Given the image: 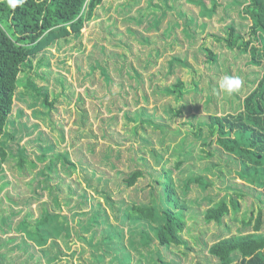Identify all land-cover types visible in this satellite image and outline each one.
Wrapping results in <instances>:
<instances>
[{
  "label": "rangeland",
  "instance_id": "374dc122",
  "mask_svg": "<svg viewBox=\"0 0 264 264\" xmlns=\"http://www.w3.org/2000/svg\"><path fill=\"white\" fill-rule=\"evenodd\" d=\"M203 1L210 6V0ZM218 3L209 15L201 11L198 0H104L79 34L57 40L30 57L32 68H24L20 80L33 79L52 106L42 103L43 94L32 95L23 84L18 86L5 141L10 146L23 145L39 168L51 156L68 152L76 171L70 177L62 171L50 174L52 184L60 183L62 207L58 210L47 190L37 187L35 191L36 181L32 185L29 178L19 177L5 165L0 176V264H52L48 259L58 254V248L65 255L56 264H96L99 234L92 240L91 231L83 230L80 233L86 239L79 238L75 221L85 224L98 208L121 228V242L132 264H218L208 247L220 237L251 232L252 226L242 225V220L251 213L255 218L259 210L264 232L262 189L239 177V166L220 152L206 129L201 137L192 133L208 114L238 113L264 71V63H253L250 52L229 49L216 39L226 37L228 25L247 39L250 20L241 13L243 0ZM153 22L157 25L149 27ZM203 47L217 55L214 62L207 61ZM41 57L44 62L37 66ZM224 75L241 77L242 90L232 96L222 92L218 82ZM177 78L188 90L180 102L163 92ZM180 104L187 107L179 116L172 115L169 107ZM50 143L48 158L37 161L42 147ZM9 157L14 163L15 156L10 153ZM136 169L144 175L134 186H126L123 180ZM165 170L187 205L185 244L168 248L154 238V223L124 217V210L133 203L156 201L161 206L163 188L158 185L154 190L150 182ZM192 176L210 184L203 188L190 182L184 188ZM67 185L75 195H69ZM84 190L86 206L72 212L65 198L75 204ZM235 194L242 195L237 213L224 216L221 224L204 221L209 206ZM44 201L53 212L72 218L69 248L54 236L45 247L37 245L26 228L18 226L29 210L33 222ZM144 233L149 235L146 245ZM55 242L60 247L52 245ZM110 260L106 255L104 264H113Z\"/></svg>",
  "mask_w": 264,
  "mask_h": 264
},
{
  "label": "trees",
  "instance_id": "16d2710c",
  "mask_svg": "<svg viewBox=\"0 0 264 264\" xmlns=\"http://www.w3.org/2000/svg\"><path fill=\"white\" fill-rule=\"evenodd\" d=\"M103 1L25 0L22 6L18 5L13 10L9 7L7 0H0V176L4 175L6 165L11 172H17L19 177L29 178V183L32 185L36 181L35 191L37 187L47 190L53 206L58 210L62 207V201L59 199L60 183L52 184L51 181L54 178L50 174L62 171L70 177L76 171V165L70 153H57L48 158L46 151L52 148V144H47L42 147L40 155L36 156L39 162H44L48 158L47 163L39 168L37 162L29 158V153L23 145L7 144L6 126L13 110L16 89L21 84L32 95L43 94L42 103L52 106L47 93H42L31 78H27L23 83L19 77L20 73L24 68H32L30 57L51 47L57 40L79 34L84 24L92 20L95 10ZM209 2L210 6L207 7L203 0H198L201 11L211 15L219 3L218 0ZM241 13L250 20L247 39L235 33L233 25L227 26L226 37L216 39L224 41L229 49L237 47L240 52H250L251 61L260 65L264 63V0H243ZM156 25L157 23L153 22L149 27ZM143 40L147 41L146 38ZM202 49L206 53L208 62H214L217 59V55L210 49L206 47ZM43 60V57L39 58L37 66H40ZM102 73L105 79L109 80L104 70ZM163 92L172 95L177 102H180L188 90L185 83L177 78L173 84L165 87ZM186 107L187 104H180L177 108L169 107V110L172 115L179 116L182 114V109ZM203 129L207 130L210 137H215L220 152L228 154L230 158L228 159L239 166L237 170L239 177L250 185L260 187L264 193V71L255 88L243 99L242 109L238 113L225 116L208 114L203 120H199L192 133L201 137ZM211 141L203 144L210 145ZM10 153L15 156L14 163L10 162ZM143 175L144 172L141 169H136L123 182L128 187L134 186ZM190 182H196L203 188L210 184L201 176H192L185 183L184 188H187ZM150 183L154 190L158 185L163 188L161 206L156 201L133 203L124 210V217L131 221L154 223L152 231L160 246L168 248L171 245H184L182 233L186 227V203L177 194L167 170L153 177ZM67 189L69 195L76 194L70 185H67ZM241 197L242 195L235 194L227 200H218L205 210L204 221L221 224L224 216L240 210L241 204L238 199ZM87 200V193L84 190L79 195L77 203L71 205L72 200L67 197L64 204L67 207L69 205L68 209L72 212L82 211L81 208L86 206ZM38 211L33 222H30L29 217L32 218L33 211L29 210L18 222V226H24L27 235L33 237L37 245L45 247L48 238L54 236L55 239H62L65 246L69 248V224L72 218L67 214L53 212L51 206L45 201L40 202ZM73 215L78 213H72ZM261 215L259 210L255 218L251 213L247 219L242 220V225L252 226L251 232L220 237L208 247V252L218 259V264H264V232L261 231ZM75 222L78 224L79 238L86 239L80 233L83 230L91 231L92 240L99 234L97 249H100V253L94 256L96 264H104L108 254L113 264H132L131 254L121 242L123 240L121 228L108 221L105 211L101 215L98 208L92 216L88 217L85 224ZM143 236L144 245H146L149 235L144 233ZM113 252L116 255L113 256ZM57 253L48 259L52 264H56L61 259L60 255H65V252L59 248ZM160 264L167 263L161 261Z\"/></svg>",
  "mask_w": 264,
  "mask_h": 264
},
{
  "label": "clouds",
  "instance_id": "9594fccd",
  "mask_svg": "<svg viewBox=\"0 0 264 264\" xmlns=\"http://www.w3.org/2000/svg\"><path fill=\"white\" fill-rule=\"evenodd\" d=\"M7 2L9 7L14 10L18 5L22 6L25 0H7ZM218 84L222 92L226 93L228 96H232L242 90L244 81L239 76L224 75L220 78Z\"/></svg>",
  "mask_w": 264,
  "mask_h": 264
}]
</instances>
